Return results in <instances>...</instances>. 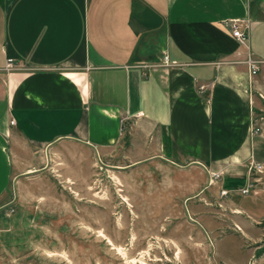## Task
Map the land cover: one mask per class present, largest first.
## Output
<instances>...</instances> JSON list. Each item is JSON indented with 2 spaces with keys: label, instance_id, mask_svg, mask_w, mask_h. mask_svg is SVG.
Here are the masks:
<instances>
[{
  "label": "crops",
  "instance_id": "crops-1",
  "mask_svg": "<svg viewBox=\"0 0 264 264\" xmlns=\"http://www.w3.org/2000/svg\"><path fill=\"white\" fill-rule=\"evenodd\" d=\"M231 21L247 25L248 50ZM262 110L264 0H0V207L10 145L104 154L128 140L150 150L130 164H159L165 189L169 171L176 186L185 168L224 176L229 187L210 194L227 192L223 204L250 240L264 225L254 177L264 174ZM257 249L240 264H264Z\"/></svg>",
  "mask_w": 264,
  "mask_h": 264
},
{
  "label": "rangeland",
  "instance_id": "rangeland-1",
  "mask_svg": "<svg viewBox=\"0 0 264 264\" xmlns=\"http://www.w3.org/2000/svg\"><path fill=\"white\" fill-rule=\"evenodd\" d=\"M123 141L104 154L10 145L0 264H240L243 250H264V225L242 238L224 196L210 194L229 187L224 176L208 186L204 170L185 168L177 187L169 171L165 189L159 164H130L149 153L145 144Z\"/></svg>",
  "mask_w": 264,
  "mask_h": 264
},
{
  "label": "built area",
  "instance_id": "built-area-1",
  "mask_svg": "<svg viewBox=\"0 0 264 264\" xmlns=\"http://www.w3.org/2000/svg\"><path fill=\"white\" fill-rule=\"evenodd\" d=\"M229 29L231 32V36L245 49H249L248 47V31H247V25H239L237 22L235 21H231L229 22ZM167 58L164 55L163 56V62L167 63ZM247 67H248V74L249 76H252L256 73L257 71V62L255 60H253L249 55H247V58L245 60ZM6 70L12 69L13 68V63L11 60H8L6 62L5 65ZM13 120L9 121V124H12ZM259 131V128L257 126H255L254 122H253V118L251 117L250 119V125H249V133L250 134H255ZM253 168H255L256 170H260L262 168V166L260 164H254ZM220 175L216 172H210L208 174V181L209 183H214L215 180L219 179ZM248 191V187L247 188H243L240 190V192L242 194L247 193ZM227 192L225 190H219V195L220 196H224L226 195Z\"/></svg>",
  "mask_w": 264,
  "mask_h": 264
},
{
  "label": "bare ground",
  "instance_id": "bare-ground-1",
  "mask_svg": "<svg viewBox=\"0 0 264 264\" xmlns=\"http://www.w3.org/2000/svg\"><path fill=\"white\" fill-rule=\"evenodd\" d=\"M123 200L125 201V199L123 198ZM118 251H120V249L118 248ZM132 263H134V261H132ZM135 263H136V261H135ZM141 264H143V262H141Z\"/></svg>",
  "mask_w": 264,
  "mask_h": 264
}]
</instances>
